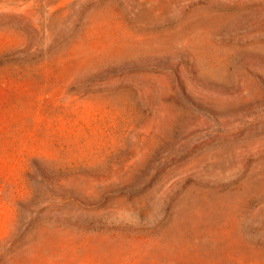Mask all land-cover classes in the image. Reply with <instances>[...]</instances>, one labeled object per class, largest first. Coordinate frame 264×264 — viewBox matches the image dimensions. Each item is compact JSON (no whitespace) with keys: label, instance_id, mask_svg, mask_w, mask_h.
I'll return each mask as SVG.
<instances>
[{"label":"rangeland","instance_id":"rangeland-1","mask_svg":"<svg viewBox=\"0 0 264 264\" xmlns=\"http://www.w3.org/2000/svg\"><path fill=\"white\" fill-rule=\"evenodd\" d=\"M0 264H264V0H0Z\"/></svg>","mask_w":264,"mask_h":264}]
</instances>
